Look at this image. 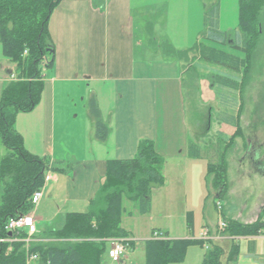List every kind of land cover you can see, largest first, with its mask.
<instances>
[{
	"label": "crops",
	"instance_id": "0c3cea01",
	"mask_svg": "<svg viewBox=\"0 0 264 264\" xmlns=\"http://www.w3.org/2000/svg\"><path fill=\"white\" fill-rule=\"evenodd\" d=\"M180 3L179 9L187 11L189 0ZM156 4L147 0H62L53 11L48 32L55 59L53 66L44 72L41 102L34 111L20 113L16 118V129L24 138L25 148L46 159L48 168L45 174L54 178L44 189V196L36 207L37 213L31 212L36 219L37 233L30 244L26 243V249L34 243L49 242L46 235L57 230L67 214L89 210L90 202L105 181L108 161L132 160L140 143L151 141L164 160L160 186L168 190V197L162 202L151 191L150 213L142 215L138 207L133 205L129 210V206L124 205V216L135 220L139 216L152 218L158 202L162 209L175 213L177 217L169 216L171 222L168 226H151V235L136 230L138 225L126 229L122 220V228L130 233L128 239L135 243L145 242L153 239L152 233L160 232L165 240L194 241V260L190 264H203L206 254L214 247L223 251L222 264H264V232L238 237L219 228L221 221L253 224L262 218V166L247 167V161L241 162L243 159L239 160L238 166L235 165L239 169L237 180L241 190L252 199V203L232 204L235 187L231 188L233 164L230 153L227 158L228 189L220 197L209 176V167L223 160L224 147H219V141L214 139L219 134L208 139L209 126L199 140L193 141L185 83L187 62L166 52L167 47L176 52H189L204 44L201 39H204L206 29L207 7L201 1L204 27L196 41L195 37L190 38L188 26H182L183 33L174 30L175 33L170 34L168 27L172 28V19L168 21V16L163 15L161 19ZM220 10L219 3L220 31L235 33L236 30L221 28ZM182 14H175L174 19L179 22L184 19L186 24L188 16ZM162 21H165V27H162ZM178 37L182 38L179 42ZM1 50L4 60H0V100L4 87L16 75L17 67L4 56L3 48ZM195 55V52L189 53L191 58ZM75 94L80 97V103L76 102ZM70 96H73L72 101ZM92 99H95L101 119L109 128L104 141L98 139L96 122L87 112ZM79 109L86 116L84 133L82 127L75 124ZM70 114L75 117L70 118ZM227 117L223 116L220 130L224 132L226 129L231 134L235 117ZM72 125L76 135L69 141L64 129L72 128ZM210 140L216 143L210 145ZM4 148L0 137V151L7 155L8 150L5 148L6 152ZM60 192L61 196L57 195ZM57 200L61 201V207L56 204ZM205 230L210 235L207 242L201 240V233ZM137 232L143 236L136 237L133 233ZM233 249L238 255L230 261ZM109 250L110 243L108 256ZM11 251L12 248L8 252ZM128 252L120 264H128ZM189 254L190 250L186 255ZM27 264L39 263L38 260H27Z\"/></svg>",
	"mask_w": 264,
	"mask_h": 264
},
{
	"label": "trees",
	"instance_id": "16d2710c",
	"mask_svg": "<svg viewBox=\"0 0 264 264\" xmlns=\"http://www.w3.org/2000/svg\"><path fill=\"white\" fill-rule=\"evenodd\" d=\"M62 0H0V44L4 56L17 65L19 81L9 82L0 100V137L8 150L0 159V239H9L6 225L11 218L28 215L34 205L32 197L45 184L46 159L31 154L23 136L16 129L20 113L35 110L42 99L45 68L54 64V46L50 41L48 23ZM219 2L206 8V29L203 38L243 54V58L205 44L189 52L173 49L167 52L189 61L195 52L201 63H211L228 72H238L240 61L248 62L264 37V0H239L238 31L219 29ZM195 50V51H193ZM25 52L27 55L25 56ZM193 57V58H194ZM189 59V60H188ZM245 59V60H244ZM195 60V59H194ZM221 89L239 92L241 81L228 73L215 74ZM89 112L96 122L97 137L106 140L108 126L102 121L95 99L90 100ZM228 118V117H227ZM164 160L151 141H142L132 160H110L106 165V178L90 208L84 213H69L60 230L46 235L49 242L34 243L30 252L38 255L39 264H103L109 239H128L130 233L122 228L125 202H134L142 215L151 212V184L163 183ZM54 172L57 168L54 167ZM209 176L220 197L227 192L225 159L209 167ZM263 216L253 224L229 221L225 229L234 236H254L264 232ZM132 213H130L131 215ZM25 234H14L12 244L0 242V264H27ZM130 240V239H129ZM130 242L128 249H133ZM196 244L191 240H148L144 242L146 264H184L187 250ZM201 244V243H198ZM11 252H8L9 248ZM237 249V248H236ZM238 251H231L234 261ZM223 251L214 247L203 264H222Z\"/></svg>",
	"mask_w": 264,
	"mask_h": 264
},
{
	"label": "rangeland",
	"instance_id": "374dc122",
	"mask_svg": "<svg viewBox=\"0 0 264 264\" xmlns=\"http://www.w3.org/2000/svg\"><path fill=\"white\" fill-rule=\"evenodd\" d=\"M151 2H156V8L158 9L161 14L166 18L168 16V21L172 19L171 23V29L168 27L170 34L175 33L174 30L179 32H184V29L182 26H188V34L190 35V38H194L197 41L199 39V36L203 30L204 27V6L202 3L207 7L210 8L212 5H214L217 1L220 3L221 8V14H220V23L221 28L227 30H236L238 31V25H239V0H189V8L187 11H182L179 9L181 6L180 1L181 0H147ZM175 1H178L177 5L174 4ZM184 1V0H183ZM188 1V0H187ZM176 6L177 9L174 10V7ZM180 10V11H179ZM183 13L182 15L185 16L187 14L188 22L186 24L184 19H181L179 22L178 20H175V14L177 13ZM176 18V17H175ZM165 20V18H164ZM177 24V25H174ZM162 27L166 26L165 21H162ZM198 27V28H197ZM199 29V30H198ZM197 33V34H196ZM234 34V33H232ZM174 40H177V37H173ZM182 40V38L178 37V42ZM201 42L204 44H207L209 46L224 49L226 51H230L234 54H236L239 57L243 58V54L238 53L230 48H225L222 45L216 44L214 42H210L206 39H201ZM2 47L0 45V60H4V57L2 56ZM167 52H171L168 50ZM27 55V52H25V56ZM191 58V56H189ZM195 59V60H194ZM189 60V59H188ZM245 60V59H244ZM46 60L41 64L43 69V76L44 72L47 70L45 68ZM206 64V65H205ZM240 68L238 72H228L226 70H223L220 67L215 66L211 63H201V61L198 59V57L192 56V58L187 61L186 63V71H185V83L187 88V94H188V117L192 124V138L193 141L199 140L201 138V133L204 134L207 130V127L209 126V132H208V139L215 134H219V139L217 136L214 137L216 142L219 141L218 145L219 147H224V159L226 162V169H227V189H228V161L227 158L231 153L232 161H230L233 164L232 172H231V188L233 189L235 187V190L233 191L232 195V204H242L244 202L252 203V199L248 198L246 194L241 190L240 181L237 180V172L239 169L235 168V165L238 166L240 164L239 160L243 159L241 162L247 161V167L248 165H257L262 168V173L264 174V37L260 40L259 45L257 49L253 52L252 58L248 59V62L246 61H240ZM207 67V69H205ZM16 75L11 81H19V72L17 70V67L15 69ZM217 72H224L228 73L231 76H235L239 78L241 81V89L239 92H232L228 90H222L221 86L217 84L215 79V74ZM10 81V82H11ZM75 96V100L77 103H80V97L78 98L77 95ZM69 97V100L72 101V97ZM73 104V102L71 103ZM82 107V106H81ZM80 107V108H81ZM234 108V109H233ZM89 108H87V112ZM76 113H79V117L75 121V124L78 125L80 128L82 127L83 133L84 128L86 125H83L84 119L86 116H84V113L82 112V109H79L76 111ZM70 114V118H71ZM223 116L228 117H235V124L232 126L234 128V132L229 134L226 132V129L224 132H221L220 127L222 128V122ZM72 117H75L73 115ZM83 125V126H82ZM73 129V131H72ZM65 132H67V137L69 138V141H72L73 138L76 135V129L72 125V128L69 126L68 128L64 129ZM214 131V132H213ZM217 131H220L219 133ZM213 132V133H212ZM57 139L59 138V131L57 128ZM204 142V141H203ZM210 142V145H213L216 142ZM213 143V144H212ZM5 149V148H4ZM222 150V149H221ZM7 152V150L5 149ZM4 152L0 151V156H4ZM70 165H73V163H69ZM236 170V171H235ZM51 176L52 180L54 179L51 174L47 173L45 174V177L47 178ZM50 180L49 183L52 181ZM48 184V183H47ZM46 182L44 186L39 190L36 191L32 197V203L34 205L33 212L37 213L38 209L36 208L43 196H44V189L46 188ZM160 186V184H159ZM158 186V187H159ZM153 188V187H152ZM154 195L156 196L157 200H160L164 202L163 199L168 197V190L165 188H153L152 189ZM37 193L43 194L42 198L39 200L38 203L34 202L35 195ZM61 192L57 193V195L61 196ZM56 204L61 207V201L57 200ZM125 205L129 206V210H132V206L137 208L136 204L134 202H125ZM220 207H222L221 204H219ZM34 213H30L25 216H33L35 222V216ZM174 216L177 217L175 213H172L171 211L162 209V206L158 202L156 203V210L153 214L152 218L150 216L142 217L139 216L138 220H135L136 218H128L126 216L123 217L124 224L123 226L127 228L135 227V225H138V227H135L142 231H145L146 234L151 235V226H168L169 222H171L169 219ZM20 217H24L23 215ZM18 218V217H17ZM152 219H155L152 221ZM180 219V218H178ZM58 223V222H57ZM66 223V217L61 221V223L58 225L57 230H60L64 227ZM178 224V222H176ZM37 228V223H36ZM7 231V229H6ZM9 232V231H8ZM160 233V232H155ZM152 233V240H165V239H156L154 238V234ZM17 234L16 232H9V239H5L6 242L4 243H14L15 240L13 239V235ZM20 234L27 235L26 231L20 232ZM136 237H142L143 234L137 232L133 233ZM162 234V233H161ZM33 238V237H32ZM31 238V239H32ZM14 241H11V240ZM30 242L28 244L31 243ZM1 240V239H0ZM8 240V241H7ZM108 240V244L110 241ZM128 241V243L132 242L129 239H125ZM204 242V241H203ZM3 243V242H1ZM137 247L133 250H129V259L128 264H146V253L143 248L144 242L139 241L136 242ZM130 247V245H129ZM193 246H190L187 250V252L190 250L189 256H185L184 264H190L193 259V253L194 248ZM11 250V247L9 248ZM31 246L27 249V260L33 262L36 260H33L32 257L36 256L35 254H32L30 252ZM9 251V250H8ZM127 253V252H126ZM103 264H118L114 262L112 259L109 258L108 252L103 258ZM195 264V263H194Z\"/></svg>",
	"mask_w": 264,
	"mask_h": 264
},
{
	"label": "built area",
	"instance_id": "2783aa9c",
	"mask_svg": "<svg viewBox=\"0 0 264 264\" xmlns=\"http://www.w3.org/2000/svg\"><path fill=\"white\" fill-rule=\"evenodd\" d=\"M53 176V175H52ZM52 180V177L49 176L46 180V184L49 183V181ZM43 194L37 193L34 198V202L38 203L39 200L42 198ZM221 230H224L227 228V224L223 221L220 222ZM6 229L9 232H16L17 235L20 232L26 231L27 236L25 237V243H29L30 239L37 233L36 228V222L33 218V216H24V217H18V218H11L7 225ZM209 232L207 230L203 231L201 233V240L207 242L209 240ZM154 238L156 239H164L165 236L161 233H155ZM15 240V239H14ZM13 239L11 241H14ZM8 241V240H7ZM16 241V240H15ZM0 242H6L5 239H1ZM129 243L125 239H112L110 241V250H109V258L112 259L114 262L120 264L122 263V260L128 251ZM206 249H208L206 245ZM38 255L33 256V260H38Z\"/></svg>",
	"mask_w": 264,
	"mask_h": 264
},
{
	"label": "water",
	"instance_id": "95a60500",
	"mask_svg": "<svg viewBox=\"0 0 264 264\" xmlns=\"http://www.w3.org/2000/svg\"><path fill=\"white\" fill-rule=\"evenodd\" d=\"M159 184H151V187H158Z\"/></svg>",
	"mask_w": 264,
	"mask_h": 264
}]
</instances>
